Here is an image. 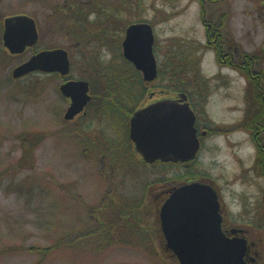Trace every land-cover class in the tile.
I'll list each match as a JSON object with an SVG mask.
<instances>
[{"label": "rangeland", "instance_id": "1", "mask_svg": "<svg viewBox=\"0 0 264 264\" xmlns=\"http://www.w3.org/2000/svg\"><path fill=\"white\" fill-rule=\"evenodd\" d=\"M79 2L87 0H0V264H179L158 246L154 198L166 180L187 171L214 182L230 220L248 230L263 254L264 168L245 126L248 80L236 67L243 69V57L259 53L264 73V0H103L98 9L115 36L108 48L102 38L89 46L79 31H67L66 17L75 13L66 8ZM82 7L79 17L96 11ZM17 15L35 20L38 42L11 55L3 45L4 20ZM131 22L153 26L158 70L167 73L175 57L188 54L202 73L204 81L192 86L189 77L177 75L180 88H194L190 100L200 125L213 131L187 171L149 167L133 155L131 116L170 97L167 83L157 78L137 95L139 102L124 100L117 111L108 105L118 101L102 98L108 90L98 60L109 69L124 67V27ZM190 47L194 51L186 52ZM53 49L68 53L69 75L12 77L31 52ZM66 78L89 81L93 96L87 113L73 121L64 119L70 100L60 86ZM141 196L143 202L137 201ZM130 210L139 213L140 225L126 218Z\"/></svg>", "mask_w": 264, "mask_h": 264}, {"label": "water", "instance_id": "2", "mask_svg": "<svg viewBox=\"0 0 264 264\" xmlns=\"http://www.w3.org/2000/svg\"><path fill=\"white\" fill-rule=\"evenodd\" d=\"M37 42L33 18L17 15L4 20L3 43L10 54H22ZM154 44V29L149 23L131 24L126 29L123 56L141 72L145 82H153L158 76ZM33 72L69 75L68 53L63 49L40 51L17 66L12 77L21 78ZM60 91L70 100L64 115L66 121L84 113L92 99L90 83L85 80L67 81ZM187 100L185 94H180L134 112L130 139L145 162L188 163L197 157L201 145L196 115ZM160 217L170 253L179 264H247L248 242L241 237L228 239L223 234L218 194L210 185L195 182L175 189L163 204Z\"/></svg>", "mask_w": 264, "mask_h": 264}, {"label": "trees", "instance_id": "3", "mask_svg": "<svg viewBox=\"0 0 264 264\" xmlns=\"http://www.w3.org/2000/svg\"><path fill=\"white\" fill-rule=\"evenodd\" d=\"M103 0H87V2H79L74 5L69 6L68 11L74 12L75 17H72L71 15L66 17V23H68L69 27L67 31L72 32L76 31L80 37L89 38V46L93 45L96 40V37L98 39H101V46H105L108 48V42L109 39H113L115 36H113L111 33L112 31L109 30V22H107L105 19L107 18H101L102 14L101 11L98 9L100 8ZM201 2L202 5H205L207 3L214 4L217 0H198ZM87 3V4H85ZM83 5H90L93 7V9H96V15L94 10L87 13L85 16L79 17L77 14L81 13L82 6ZM95 7V8H94ZM91 14V15H90ZM94 16V20H90L89 17ZM79 17V18H78ZM103 19V20H102ZM133 23V22H131ZM129 23L128 25H130ZM127 26V25H126ZM125 26V27H126ZM124 27V29H126ZM99 28L100 31L98 34L95 32V30ZM222 29V27H221ZM224 30V29H223ZM214 35V33H213ZM226 35V34H225ZM108 41L104 42L106 39ZM82 39V38H81ZM81 39H78L79 42H81ZM110 39V40H111ZM225 39V38H224ZM223 39L220 43V49L223 50ZM186 49L183 48L182 51ZM220 49H217V54L220 53ZM264 50V45L262 47ZM193 52L194 50L188 48L186 52ZM196 55V52H195ZM194 56V54H193ZM192 55L183 54L182 56H179V58L176 60V57L174 59V62H170V68L167 73L162 72L159 70L158 79H162L163 83H167L168 86L172 90L170 93L172 95H175L180 92H185L188 94L189 97L194 98V88L190 86H186L187 88H180L179 86L183 83V79L179 78L177 75H186L190 79L188 81V85H194L197 83H200L201 81H204L202 73L199 71V68L195 64L193 59L191 58ZM238 57V56H237ZM246 64L244 65V68L236 67L240 72L244 74V76L248 80V88H247V97H248V113H247V120L245 122L246 130H248L253 136L255 143L258 148V158L260 160V164L263 163L264 168V153L261 151V145L260 143L263 142L262 133L264 132V73L262 69H259L260 66V54L254 53L252 55H246L243 57ZM124 60V67L119 70L109 69L108 67L103 66V64L100 62V59L98 60V66L101 69V73L106 74L104 77V80L107 81V90L103 95V99H115L119 103H109L108 108H113L112 111H114L117 108H125V103H123L124 100H128L129 102L136 101L135 103L139 102L137 101L138 96L140 94V97L144 93H146V90L149 89L148 87L152 85V83H146L143 81L142 76L139 71H137L134 66ZM174 63V64H173ZM105 67V68H104ZM109 74V75H108ZM167 74V75H166ZM201 74V75H200ZM151 87V86H150ZM124 104V106H123ZM139 105V104H138ZM136 105V106H138ZM113 106V107H112ZM111 111V110H110ZM114 116V115H112ZM257 137V142H256ZM260 138V140H259ZM23 160V157H22ZM22 160L19 162L20 165H22ZM141 224V219L139 218V225Z\"/></svg>", "mask_w": 264, "mask_h": 264}, {"label": "flooded vegetation", "instance_id": "4", "mask_svg": "<svg viewBox=\"0 0 264 264\" xmlns=\"http://www.w3.org/2000/svg\"><path fill=\"white\" fill-rule=\"evenodd\" d=\"M204 24L206 25L208 32L212 30L211 24H207V22L205 20H204ZM31 55H32V52H31ZM227 57H229V56L227 54L223 53V55L221 57V62L226 63ZM174 97H178V96H174ZM188 102L190 104L191 109L196 114L195 126L197 128V135L199 137V140L201 143V148H202L203 138L210 135V133L213 131H212V129H208L207 127L203 128L200 125V122H199V120H200L199 115L200 114L196 110L197 105L195 104V102L190 100L189 96H188ZM141 107H144V106H141ZM86 111H88V108L86 109ZM129 137H130V134H129ZM262 137L264 138L263 135H262ZM256 142H257V137H256ZM263 143L264 142L260 143V145H261L260 147H261V151L264 153V144ZM133 147H134V145H133ZM135 154L137 155L135 148H133V155H135ZM194 162L195 161L189 162V163H183V164L182 163L176 164V163L156 162L153 164H148V163H145L144 161H142V163H144L145 165H148L149 167L155 166V165L156 166H158V165L159 166H175V167L178 166V167L183 168L186 171L189 170L191 167H193ZM194 182L209 184L213 188H215V190L218 192L219 203L221 205V215H222L221 230H222L223 234L228 239H233L235 237H241V238H245L247 240V242H248V253L246 256L247 264H264V253L262 254V252L259 250V247H257V244L248 236L249 235L248 230L245 228H240L239 226H236L235 223L230 220L228 212H227V210L223 204V201L221 199V194H220L219 190L217 189V187L215 186L214 182L210 179H207V178H199V177L193 176V174L192 173L189 174L188 171L186 172V174L179 176L178 179L166 180L165 183H168V186L166 187L165 191L162 192L161 194H159V196H155V198H154V201L156 199H158L157 202L159 203L158 214L156 216V226H157V230L159 231V235L161 236V241L158 243L159 248L161 250L166 251V252L171 251V247L168 245V241L166 240L164 233L162 231L160 210H161L163 204L170 198L171 194L175 191V189H177L183 185L194 183ZM158 184H160V183H155V185L149 184L148 188H151V187L156 186ZM135 200L133 199L134 202H136ZM143 200H144V196L138 197V199H137V201H139V202H143ZM124 214L127 216L126 217L127 219H130V220L133 219L134 222H136V224L139 225V223H137V221H139V218H138L139 216H137V214H139V213L134 212V210H130L128 214L126 212ZM239 230H243V233L237 232Z\"/></svg>", "mask_w": 264, "mask_h": 264}]
</instances>
